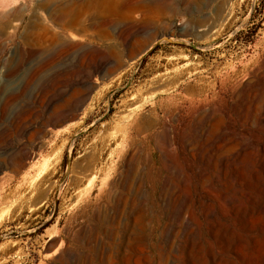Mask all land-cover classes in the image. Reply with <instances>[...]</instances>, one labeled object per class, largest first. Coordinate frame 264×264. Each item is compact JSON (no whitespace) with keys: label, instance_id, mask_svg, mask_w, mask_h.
I'll use <instances>...</instances> for the list:
<instances>
[{"label":"rangeland","instance_id":"374dc122","mask_svg":"<svg viewBox=\"0 0 264 264\" xmlns=\"http://www.w3.org/2000/svg\"><path fill=\"white\" fill-rule=\"evenodd\" d=\"M258 75L264 0H0V264H212L202 204L262 152Z\"/></svg>","mask_w":264,"mask_h":264},{"label":"bare ground","instance_id":"6f19581e","mask_svg":"<svg viewBox=\"0 0 264 264\" xmlns=\"http://www.w3.org/2000/svg\"><path fill=\"white\" fill-rule=\"evenodd\" d=\"M70 37L72 40H77L76 36L71 35ZM253 78H255L254 79L255 83L260 84V82H262V85L264 87V75L263 76L258 75L257 77H253ZM247 115L248 113L242 114L243 123L246 122V120L248 119ZM254 117L256 116H253V119H255ZM221 119L219 118V121ZM241 137L243 138V136ZM254 139L256 138L254 137ZM256 140L258 141L257 144H255L252 140L245 141L244 139V141H241L242 147H245L247 144H249L256 146L257 151L259 150L262 151L261 153H258L259 158L255 160L256 164L252 162V160L250 161L245 160L246 158L242 157L244 166L252 167L251 176L249 178H246L244 173H241L242 178L241 177L238 178V175H233V174H232L233 176L229 175L228 182L222 183V187L216 189L215 193L209 192L210 193L209 198L205 199L204 203L202 204L203 214L205 216V219L207 220L208 229L213 238V242L211 243L212 245L211 246L209 245L210 247L208 250L210 259L212 260L211 261L212 264H264V141L259 140L258 138ZM237 144L238 143H236V146ZM236 146H233L232 148L233 151L236 148ZM238 147L240 146L238 145ZM23 154H24L23 152L20 153L17 152L13 155V157L15 158L18 157L17 159L18 161L16 162H19L20 164L18 163V165L20 166L22 164V161H24ZM227 175L228 174H224L223 177L224 180L227 179ZM7 178H8V174L4 173L0 177V181L7 180ZM199 183L202 186L203 176H199ZM236 185H238L237 188H235ZM213 197H217L218 199L222 200V206L220 207V209H216L218 207L216 206L215 208V206L213 205L212 202ZM171 207H172L171 215L174 216L175 218H178L182 213H188V210L190 209V206L186 204V199L185 202L176 205L173 204L171 205ZM191 221L184 220L182 222V225L187 229L189 228L190 229L189 232H194L196 229L193 230V228L191 227L192 225ZM172 229L173 228H171V230ZM197 232L196 234L198 235ZM55 251L57 250L55 249L53 252ZM174 254L176 255V253ZM196 258H202L200 253L192 255L190 259L188 258L190 260L188 264H195V263L205 264L204 258L200 260V262H196L195 261ZM181 259L179 260L180 264H182Z\"/></svg>","mask_w":264,"mask_h":264}]
</instances>
